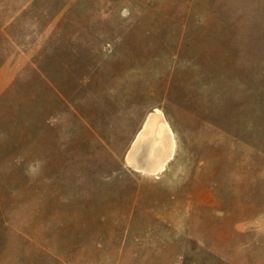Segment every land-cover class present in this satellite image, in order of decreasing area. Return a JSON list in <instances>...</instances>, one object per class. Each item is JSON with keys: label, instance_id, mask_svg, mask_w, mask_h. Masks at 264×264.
<instances>
[{"label": "rangeland", "instance_id": "1", "mask_svg": "<svg viewBox=\"0 0 264 264\" xmlns=\"http://www.w3.org/2000/svg\"><path fill=\"white\" fill-rule=\"evenodd\" d=\"M262 263L264 0H0V264Z\"/></svg>", "mask_w": 264, "mask_h": 264}, {"label": "bare ground", "instance_id": "2", "mask_svg": "<svg viewBox=\"0 0 264 264\" xmlns=\"http://www.w3.org/2000/svg\"><path fill=\"white\" fill-rule=\"evenodd\" d=\"M128 162L142 171L157 173L165 169L166 162L173 156L175 143L173 134L161 112L152 114L139 133L131 148ZM142 154H144L143 157ZM143 158V166L139 164Z\"/></svg>", "mask_w": 264, "mask_h": 264}, {"label": "crops", "instance_id": "3", "mask_svg": "<svg viewBox=\"0 0 264 264\" xmlns=\"http://www.w3.org/2000/svg\"><path fill=\"white\" fill-rule=\"evenodd\" d=\"M262 264H264V263H262Z\"/></svg>", "mask_w": 264, "mask_h": 264}]
</instances>
